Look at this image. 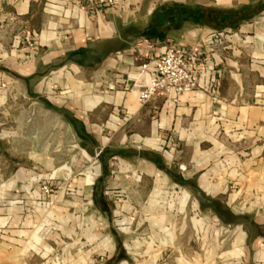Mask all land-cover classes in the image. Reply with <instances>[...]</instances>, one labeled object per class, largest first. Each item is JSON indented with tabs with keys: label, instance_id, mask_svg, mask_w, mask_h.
Listing matches in <instances>:
<instances>
[{
	"label": "crops",
	"instance_id": "crops-1",
	"mask_svg": "<svg viewBox=\"0 0 264 264\" xmlns=\"http://www.w3.org/2000/svg\"><path fill=\"white\" fill-rule=\"evenodd\" d=\"M157 1L119 0L115 9L93 0H0V83L14 84L28 95L46 93L48 108L57 110L81 141L103 143L107 134L116 140L109 154L99 147L101 159L107 154L151 164L184 187L202 211L226 226L244 228L237 245L206 247L204 261L192 257L178 264H264V28L239 34L264 11V0H215V7L199 3L220 10L246 7L253 13L226 35L217 55L222 84L216 100L201 90L142 104L135 92L110 86L124 88L117 78L136 76L139 64L156 55L166 38L151 39L153 46H141L143 54L134 56L126 54V47L109 44L123 40L120 30L131 14L152 15L163 5L189 4ZM227 29L234 30H222ZM213 32L210 26H190L176 41L206 51ZM113 108L127 111L125 124L111 113ZM221 205L232 216H219ZM246 220L254 223L251 243L244 240L250 234ZM0 264L30 261L16 245L0 244Z\"/></svg>",
	"mask_w": 264,
	"mask_h": 264
},
{
	"label": "rangeland",
	"instance_id": "rangeland-1",
	"mask_svg": "<svg viewBox=\"0 0 264 264\" xmlns=\"http://www.w3.org/2000/svg\"><path fill=\"white\" fill-rule=\"evenodd\" d=\"M187 2L215 7V0ZM117 5L119 0L109 8ZM153 15L131 14L120 30L123 40L109 46L126 47V54L134 56L138 40H151L145 30ZM248 24L252 25L239 34H253L254 26L264 28V11ZM189 27L165 29L164 38L177 40ZM215 30L207 37L217 40L211 46L217 64L226 35L235 30ZM222 31L223 36L217 34ZM4 84L0 88V244L16 245L30 264H178L192 257L204 261L206 254L201 251L206 247L239 243L242 226H226L213 213L202 211L184 187L153 165L107 154L101 159L99 147L109 154V145L118 144L109 140V134L103 143L81 141L57 110L48 108L52 104L46 93L28 95L14 84ZM119 90L132 92L117 86L113 91ZM114 111L123 124L128 121L126 110ZM244 223L250 232L244 240L251 243L254 223ZM118 244L124 250L119 262Z\"/></svg>",
	"mask_w": 264,
	"mask_h": 264
},
{
	"label": "built area",
	"instance_id": "built-area-1",
	"mask_svg": "<svg viewBox=\"0 0 264 264\" xmlns=\"http://www.w3.org/2000/svg\"><path fill=\"white\" fill-rule=\"evenodd\" d=\"M93 1L101 6H113L116 0ZM217 34L223 36L224 32ZM212 37L205 41L206 51L191 47L186 41L167 38L156 55L139 64L136 76L127 74L126 78L119 76L117 80L124 83L125 90L135 92L142 104L158 97L178 100L184 94L201 90L216 100L220 95L222 71L212 61L215 53L211 46L217 41ZM141 46L150 48L153 42L147 38L138 40L135 51L142 55ZM110 87L114 89L116 84Z\"/></svg>",
	"mask_w": 264,
	"mask_h": 264
},
{
	"label": "trees",
	"instance_id": "trees-1",
	"mask_svg": "<svg viewBox=\"0 0 264 264\" xmlns=\"http://www.w3.org/2000/svg\"><path fill=\"white\" fill-rule=\"evenodd\" d=\"M253 16V13L248 8L220 10L217 8H207L199 4H172L163 5L154 12L150 24L145 30V35L151 39L164 38L165 29L171 27L175 29H182L185 24L190 26H210L215 29L232 28L238 29L240 23L243 20L249 19ZM211 20L213 22H211ZM210 21V22H209ZM121 32V31H120ZM122 33V32H121ZM108 153V150L103 153ZM151 160L154 161L161 169H163L169 176L171 172L157 161V156L152 155ZM206 206L203 204V207ZM218 215L223 217L225 215H231L230 211L224 208L222 205L218 207ZM225 223H235L233 220L223 219ZM119 245V250L121 245ZM124 259V250H120V253L116 257V261L119 262Z\"/></svg>",
	"mask_w": 264,
	"mask_h": 264
},
{
	"label": "bare ground",
	"instance_id": "bare-ground-1",
	"mask_svg": "<svg viewBox=\"0 0 264 264\" xmlns=\"http://www.w3.org/2000/svg\"><path fill=\"white\" fill-rule=\"evenodd\" d=\"M157 183V182H156ZM159 183V182H158ZM155 199V198H154Z\"/></svg>",
	"mask_w": 264,
	"mask_h": 264
}]
</instances>
